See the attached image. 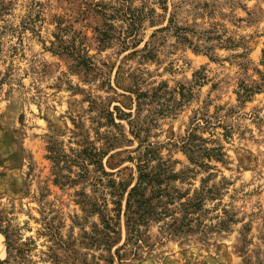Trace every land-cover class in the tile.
<instances>
[{
	"label": "rangeland",
	"instance_id": "1",
	"mask_svg": "<svg viewBox=\"0 0 264 264\" xmlns=\"http://www.w3.org/2000/svg\"><path fill=\"white\" fill-rule=\"evenodd\" d=\"M140 158L182 176L129 239ZM4 228L12 264H264V0H0Z\"/></svg>",
	"mask_w": 264,
	"mask_h": 264
},
{
	"label": "trees",
	"instance_id": "2",
	"mask_svg": "<svg viewBox=\"0 0 264 264\" xmlns=\"http://www.w3.org/2000/svg\"><path fill=\"white\" fill-rule=\"evenodd\" d=\"M166 8V7H165ZM131 10V25L132 28H135V25L138 23V16L136 13L139 11L138 8ZM170 21H173L171 18ZM194 134L189 133L185 146H189L191 144L190 140L193 139ZM192 152V148H190ZM92 156L91 160L94 162H98L100 157V153H93V150L89 152ZM224 152L222 147H212L206 150V156L211 159L215 158L216 160L224 159ZM156 158V157H155ZM192 161H195L193 155H190ZM139 159L137 163L138 174L136 176V183L132 186V181L130 182H116L115 180H111L112 183H116L114 185V192L119 194L121 198L126 195L125 201V215L126 222L128 225L130 237L129 239L139 236L141 233L140 224L146 222L148 219H160L163 216L168 214V208L163 207L162 210H159L161 206H164L166 203H172L175 201V197L173 192L171 191L170 182L178 179L182 175L178 172H174L171 165L167 162L160 164L149 163L148 160ZM207 167H211L209 163H206ZM166 183V185H164ZM130 186H132L130 188ZM202 190L198 191V194L194 197H188L186 201H181V206L184 210V215L179 218L177 216H173V220L168 224L172 227L174 232H180L184 230H191V217H188L191 214L193 209H197L201 203L202 198L200 197V193ZM208 192H213L212 189H209ZM168 197V201H164V197ZM120 206V214L122 213L123 203L119 202ZM5 234L7 235V244H8V257L4 260H0L2 264H12V260H16L18 257L22 256L19 254L23 253L22 247H16L13 241L10 238L8 233V229L4 228ZM119 258L121 255L119 254Z\"/></svg>",
	"mask_w": 264,
	"mask_h": 264
}]
</instances>
